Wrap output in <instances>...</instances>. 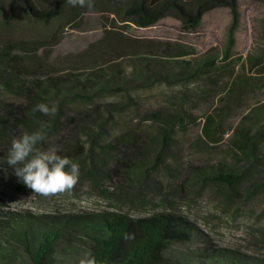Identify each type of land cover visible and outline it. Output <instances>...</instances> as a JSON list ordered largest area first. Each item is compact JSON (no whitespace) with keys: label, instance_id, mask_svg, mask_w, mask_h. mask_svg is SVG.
I'll return each instance as SVG.
<instances>
[{"label":"rangeland","instance_id":"obj_1","mask_svg":"<svg viewBox=\"0 0 264 264\" xmlns=\"http://www.w3.org/2000/svg\"><path fill=\"white\" fill-rule=\"evenodd\" d=\"M0 6V52L41 64L13 88L0 77V264H31L24 243L6 234L12 218L68 226L55 258L73 264L90 240L69 223L108 213L182 217L194 232L171 247L182 264H264V1L237 0L228 57V6L206 12L195 31L173 16L149 27L121 22L109 0L65 2L64 18L48 22L33 12H55L54 4ZM55 87L58 97L47 95ZM35 91L57 112H39L43 121L28 126ZM209 116L222 117L212 139L203 131ZM246 118L251 135L263 133L254 154L232 143ZM37 131L46 137L38 147L79 164L71 193L34 194L6 164L12 139ZM229 175L233 184L219 180Z\"/></svg>","mask_w":264,"mask_h":264},{"label":"trees","instance_id":"obj_2","mask_svg":"<svg viewBox=\"0 0 264 264\" xmlns=\"http://www.w3.org/2000/svg\"><path fill=\"white\" fill-rule=\"evenodd\" d=\"M17 3H24L31 9L33 0H13ZM44 4H54L55 12L34 11L35 20L48 22L55 19L64 18V6L66 0H35ZM119 7L116 15L121 22H132L139 27H149L156 24L166 16H173L179 19L185 29L195 31L201 24L204 14L214 8L221 6L231 7L234 14V21L230 29V38L225 50V57H228L235 45L234 32L238 27L239 13L237 0H109ZM264 1V0H261ZM63 7V8H62ZM0 9L2 7L0 6ZM123 12V15L121 14ZM105 43V39L91 45V47L81 55L88 54L94 48ZM41 66L38 60L28 59L19 54H13L9 48L0 52V77L2 79L11 78L5 81V85L13 88V82L19 81L33 72L32 69ZM48 78L47 81H51ZM90 81V80H89ZM47 90V95L58 97L61 92L59 88ZM237 88L234 86L233 91ZM66 89V86L63 88ZM37 103L44 97L40 91L31 93ZM232 99V98H229ZM228 99V100H229ZM230 101V100H229ZM229 105V104H228ZM227 105L223 107L226 109ZM39 112L29 110L23 117V123L32 126L38 121H43ZM221 116H209L204 124L203 131L206 136L214 138L213 131H218L221 124ZM254 122V121H252ZM250 124L247 118L234 129V139L232 143L238 148L255 153L257 142L263 134L259 130L257 134L251 135ZM236 177L220 176L219 180L233 184ZM63 224L59 220H52ZM75 222V221H74ZM6 234L21 240L30 256L31 264H58L56 252L60 239L68 226H58L51 223L37 224L31 219L20 222L12 218L5 222ZM78 226L69 223L72 229L84 233L90 240V246L83 259L91 253L97 260V264H182L179 258L170 254L174 244H184L190 242L194 237L192 226L182 217L171 214H154L147 217L129 218L123 214L108 213L91 220H76ZM4 224V222H3ZM74 226V227H72ZM131 236L132 238H127ZM5 249L0 245V253ZM77 261L73 264H79ZM235 261L232 264H238Z\"/></svg>","mask_w":264,"mask_h":264},{"label":"clouds","instance_id":"obj_3","mask_svg":"<svg viewBox=\"0 0 264 264\" xmlns=\"http://www.w3.org/2000/svg\"><path fill=\"white\" fill-rule=\"evenodd\" d=\"M66 3L73 7L91 8L94 0H66ZM32 111L52 116L56 114L57 108L38 103L34 105ZM45 140L46 137L39 131L25 132L13 138L6 164L14 169L15 175L34 194L51 198L57 194L71 193L79 182L80 166L68 157L58 154L59 149L56 147L47 150L38 147ZM79 264H97V260L89 253Z\"/></svg>","mask_w":264,"mask_h":264}]
</instances>
